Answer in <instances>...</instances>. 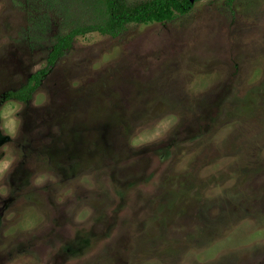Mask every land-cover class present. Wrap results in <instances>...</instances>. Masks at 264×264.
<instances>
[{
	"label": "rangeland",
	"instance_id": "374dc122",
	"mask_svg": "<svg viewBox=\"0 0 264 264\" xmlns=\"http://www.w3.org/2000/svg\"><path fill=\"white\" fill-rule=\"evenodd\" d=\"M94 11L0 0V105ZM22 104L0 264H264V0L79 36Z\"/></svg>",
	"mask_w": 264,
	"mask_h": 264
},
{
	"label": "trees",
	"instance_id": "16d2710c",
	"mask_svg": "<svg viewBox=\"0 0 264 264\" xmlns=\"http://www.w3.org/2000/svg\"><path fill=\"white\" fill-rule=\"evenodd\" d=\"M234 0H228L230 5ZM94 11L95 20L85 25H75L66 33L57 35L51 47L47 66L31 75L26 84L7 93L8 99L28 102L40 85L42 78L50 71L55 62L72 47L75 38L90 33L115 38L122 34L130 24L164 23L189 13L193 8L190 0H148L136 6H128L122 0H84Z\"/></svg>",
	"mask_w": 264,
	"mask_h": 264
},
{
	"label": "clouds",
	"instance_id": "9594fccd",
	"mask_svg": "<svg viewBox=\"0 0 264 264\" xmlns=\"http://www.w3.org/2000/svg\"><path fill=\"white\" fill-rule=\"evenodd\" d=\"M47 102L43 95L37 96L33 101L34 107H41ZM23 104L15 102L11 99L0 105V135L9 137V142L0 145V197L7 198L9 196L8 187L2 183L6 175H10L13 171V165L16 163L15 157L11 154L9 145L11 141L16 139L19 131L23 126V119L20 113L23 111ZM45 178L38 177L36 183H41Z\"/></svg>",
	"mask_w": 264,
	"mask_h": 264
},
{
	"label": "water",
	"instance_id": "95a60500",
	"mask_svg": "<svg viewBox=\"0 0 264 264\" xmlns=\"http://www.w3.org/2000/svg\"><path fill=\"white\" fill-rule=\"evenodd\" d=\"M196 0H190L191 3H194Z\"/></svg>",
	"mask_w": 264,
	"mask_h": 264
}]
</instances>
